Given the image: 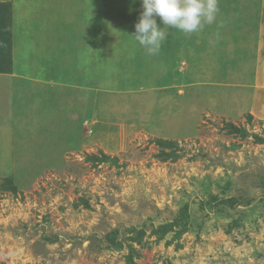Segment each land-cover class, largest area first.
I'll return each mask as SVG.
<instances>
[{
  "label": "rangeland",
  "instance_id": "rangeland-1",
  "mask_svg": "<svg viewBox=\"0 0 264 264\" xmlns=\"http://www.w3.org/2000/svg\"><path fill=\"white\" fill-rule=\"evenodd\" d=\"M0 3V264H264V0L154 56L140 0Z\"/></svg>",
  "mask_w": 264,
  "mask_h": 264
},
{
  "label": "clouds",
  "instance_id": "clouds-1",
  "mask_svg": "<svg viewBox=\"0 0 264 264\" xmlns=\"http://www.w3.org/2000/svg\"><path fill=\"white\" fill-rule=\"evenodd\" d=\"M142 11L130 36L146 55H159L169 30L184 35L199 33L217 22L219 0H140ZM159 18L163 27L157 23ZM167 30V31H166Z\"/></svg>",
  "mask_w": 264,
  "mask_h": 264
},
{
  "label": "crops",
  "instance_id": "crops-1",
  "mask_svg": "<svg viewBox=\"0 0 264 264\" xmlns=\"http://www.w3.org/2000/svg\"><path fill=\"white\" fill-rule=\"evenodd\" d=\"M8 9L7 6L4 7V3H0V76L4 78L7 77L5 78L6 80L12 77L10 73L14 71V68H16L15 70L18 68L16 67L17 63L15 61V52L17 49L15 31L13 30L14 23L11 16L9 15L7 17L5 13ZM257 68L260 77L264 80V65L259 62ZM40 76L42 77V74H40Z\"/></svg>",
  "mask_w": 264,
  "mask_h": 264
},
{
  "label": "trees",
  "instance_id": "trees-1",
  "mask_svg": "<svg viewBox=\"0 0 264 264\" xmlns=\"http://www.w3.org/2000/svg\"><path fill=\"white\" fill-rule=\"evenodd\" d=\"M230 130H231V132H234V133L240 132V133H242L241 135H242L243 138L246 137V132H245L244 129L236 128V127L231 126L230 127ZM180 224H183V226L181 227V233H183L185 231V229H186L185 228L186 227V218L180 219V220L179 219H176V221L174 223V227L175 226H180ZM161 231L163 232V230H161Z\"/></svg>",
  "mask_w": 264,
  "mask_h": 264
}]
</instances>
